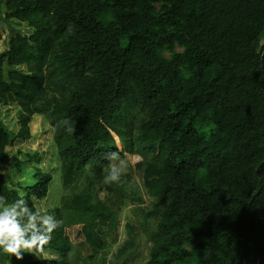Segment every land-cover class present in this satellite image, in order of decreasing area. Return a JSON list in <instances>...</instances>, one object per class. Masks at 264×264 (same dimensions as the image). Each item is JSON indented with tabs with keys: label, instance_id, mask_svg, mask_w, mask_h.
Returning a JSON list of instances; mask_svg holds the SVG:
<instances>
[{
	"label": "trees",
	"instance_id": "trees-1",
	"mask_svg": "<svg viewBox=\"0 0 264 264\" xmlns=\"http://www.w3.org/2000/svg\"><path fill=\"white\" fill-rule=\"evenodd\" d=\"M9 18L31 34L0 39V169L32 184L0 171V195L46 198L39 154L9 153L44 116L62 185L80 186L45 210L54 264H264V0H1ZM117 149L141 159L106 185Z\"/></svg>",
	"mask_w": 264,
	"mask_h": 264
},
{
	"label": "rangeland",
	"instance_id": "rangeland-1",
	"mask_svg": "<svg viewBox=\"0 0 264 264\" xmlns=\"http://www.w3.org/2000/svg\"><path fill=\"white\" fill-rule=\"evenodd\" d=\"M1 3V0H0ZM23 33L31 34V29L25 23H19L11 18L7 21H0V39L3 44L8 41L10 33ZM16 105H9L8 108H3V124L9 131L16 130L17 126L15 125V114H16ZM30 135L31 138L26 142L15 144L12 149L9 150L10 154L15 153L16 151L25 152L28 154H33L34 152L39 154L41 158V166L46 172L51 176V182L48 189V194L46 198L41 201H38V208L43 210H53L58 207L61 199L63 197H68L73 193L79 190L80 186L74 185L72 187H64L62 185L61 178V164L60 160L56 154L52 143V129L50 124L44 116H34L30 123ZM121 149V147L119 146ZM126 160L128 161L130 169H134V164L140 161V156H129L125 155ZM0 171L9 173L12 176V182L17 185H27L30 186L32 178L28 177L25 172L20 173L19 171L12 170L9 171L8 168L0 169ZM134 185H139L141 180L140 176L135 172L133 176ZM146 200V199H145ZM128 207H123L119 216V227H118V242L115 246L112 247L111 252H113L116 246L121 247L125 250L128 246L126 242V237L124 234V217ZM79 227H70L65 230L66 235L69 237L71 242L75 244L81 240V236L78 235ZM144 244L141 243L138 248V259L142 258L144 255ZM9 258L12 256L7 255ZM31 258L34 262H39L40 264H54L57 262V257L52 254L51 251L43 250L42 252H37L35 254L25 253L23 259ZM48 261V263H47ZM0 264H17L13 261L3 262L0 261Z\"/></svg>",
	"mask_w": 264,
	"mask_h": 264
},
{
	"label": "clouds",
	"instance_id": "clouds-1",
	"mask_svg": "<svg viewBox=\"0 0 264 264\" xmlns=\"http://www.w3.org/2000/svg\"><path fill=\"white\" fill-rule=\"evenodd\" d=\"M62 124L67 125V131H73L70 120L65 119ZM105 158L109 164L103 183L120 184L127 174L128 161L122 158L119 149L106 153ZM61 224V220L42 208L34 210L29 207L22 195L12 202L0 195V254L22 260L25 253L42 252Z\"/></svg>",
	"mask_w": 264,
	"mask_h": 264
}]
</instances>
